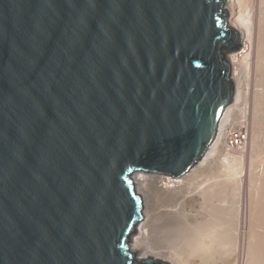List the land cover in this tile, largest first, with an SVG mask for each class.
<instances>
[{
  "label": "water",
  "instance_id": "1",
  "mask_svg": "<svg viewBox=\"0 0 264 264\" xmlns=\"http://www.w3.org/2000/svg\"><path fill=\"white\" fill-rule=\"evenodd\" d=\"M224 0H0V264L129 251L132 175L179 178L234 100Z\"/></svg>",
  "mask_w": 264,
  "mask_h": 264
},
{
  "label": "bare ground",
  "instance_id": "2",
  "mask_svg": "<svg viewBox=\"0 0 264 264\" xmlns=\"http://www.w3.org/2000/svg\"><path fill=\"white\" fill-rule=\"evenodd\" d=\"M243 3L247 4L246 10H243ZM222 10L226 12L227 18L228 14L230 17L228 23L226 19L225 27L237 32L239 35V43L242 45V49L240 48L241 50L239 49L240 51L237 54L231 55L228 59L229 65L231 64L230 67H235L232 73V79H238L240 71L237 68L240 69L239 64L249 61L250 64H253L254 69H256L262 80L260 82L264 83V0H224ZM245 69H247V65ZM250 69L251 67L249 71ZM253 76L255 77V75ZM255 85L257 84L255 83ZM260 86L264 85L261 84ZM260 88L262 89V87ZM245 90L247 91L248 89ZM259 92L260 90L256 94ZM240 94L241 91L238 89L234 96L235 102L242 98ZM262 94H264V91L260 95ZM262 96L264 97V95ZM259 97L261 101H264L262 100L263 97ZM258 99H255L256 102H258ZM259 102L258 104H260ZM257 106L259 107V105ZM260 107H262V111L260 109L261 116L259 115L255 119L257 123L252 126V129L259 131L260 137L258 138V143L251 144V146L255 147L256 152L260 154V157H257L256 161H252L253 163H251V157L249 158L250 172L251 167L255 170L261 167L264 168V104ZM235 117L236 113L233 112V107L227 108L220 121L214 142L209 146L206 154L199 161L200 163L198 164L197 162L196 164L198 165L193 171L190 170V174L194 176V172L200 170L209 161L212 162L215 160V165H217V162L220 164L219 171L215 172V174L211 171L213 174L211 175L207 170L211 168L208 164V166H205V168L207 167L206 170H204L205 172L207 171L206 175H210L211 177L209 178L212 179L202 184L200 183V185L199 182H190L195 178L190 179L189 176L191 175H187L189 171L183 175L186 178L189 177L187 178L188 180H185V177L181 176L183 183L172 187V191L166 192L156 186L159 177L146 176L140 173H134L132 175L133 185L137 187L140 193L149 196L152 191L151 194H154L153 197H157V200L155 197L154 200L152 197V200L148 199L145 213L142 215V220L139 221L140 223L138 222L139 225L136 228L137 234L132 239V244L129 245L130 253L134 256L137 254L139 261L145 258H151L153 260L170 259V263H166L188 264L189 258H193V260L195 258L197 259V264H231L233 261L231 259H233L232 256L234 255L232 253L239 251L236 250L238 247L236 243L241 240V249L240 246L238 248L240 249L241 256L239 253H237L239 255L238 257L235 254L234 259L236 260V264H264V172L255 180L258 185L257 198L251 204V173L249 172L248 187H242V183L245 180H242L241 177L243 169L238 170V166H236L241 161L243 163L244 158L242 156L235 157L227 154L240 152L244 149L230 152L224 146V139L228 128L239 123L237 122L232 125L233 118ZM240 122L245 123L244 121ZM220 147L227 153L221 155ZM214 170L217 169L214 168ZM181 180L171 181L177 183L181 182ZM193 183L195 186L197 185L196 183L198 185L192 188ZM241 189L247 191V195L245 196L246 203L243 204L242 209H240L239 205L240 200L237 203L239 198L238 193L240 191L241 194L243 193ZM152 201H156L155 204H157H154L155 207H152L151 203H154ZM238 209H240V214ZM245 233L247 238L243 239L245 238Z\"/></svg>",
  "mask_w": 264,
  "mask_h": 264
},
{
  "label": "rangeland",
  "instance_id": "3",
  "mask_svg": "<svg viewBox=\"0 0 264 264\" xmlns=\"http://www.w3.org/2000/svg\"><path fill=\"white\" fill-rule=\"evenodd\" d=\"M246 7H247V4L245 3H243V10H246ZM228 11V10H227ZM229 12V11H228ZM246 12V11H245ZM246 14V13H245ZM229 14H228V18H226L227 19V23L230 21L229 20ZM241 49H242V45H241ZM240 49V50H241ZM240 50H238L237 52H235V53H231V54H228L227 56H226V58H227V60L229 59V57L231 56V55H233V54H237ZM243 66H242V65ZM241 64H239L240 66H239V68L240 69H238L237 67V70L238 71H240L239 72V75H241V76H239L238 75V79L237 80H233L232 79V73H233V70H234V68L235 67H230V74H229V78H230V80H231V83H232V85H233V87H234V96H235V94H236V91L239 89L240 91H241V94H242V91L244 92L242 95L240 94V97H242V98H240L239 99V101H237V102H235V99L233 100V102H232V104L229 106V107H233V112L234 113H236V119L235 118H233L234 120L232 121V125H234V124H236L237 122H239V123H237L234 127H236V128H245V129H247V131H248V135H249V141H248V145H247V147H246V149H244L243 151H240V152H233V153H227V152H225L224 150H222V148L220 149V154L222 155L223 153H227L228 155H232V156H235V157H243L244 158V161H243V163H242V161H241V163H238L236 166H238V170H240V169H243V173H242V180H244L243 181V183H242V187H244V186H247L248 187V185H249V165H250V161H249V158L251 157V163H253L254 161H256V158L257 157H260V154H258L257 152H256V149H255V147H253V146H251V144L252 145H254L255 143H258V138L260 137V134H259V131L258 130H256V129H252V126H253V124H255V123H257V120L255 121V119L257 118V117H259V115L261 116V111H262V107H260L262 104H264V101H261L260 99V97L259 96H261V97H263L262 95H264V94H262V95H260L261 93H263V91H264V86H260L261 84L262 85H264V83L262 82H260V77H259V75H258V73H257V71H256V69H254L255 67L253 66V64H250V62L249 61H246V62H243V63H241ZM247 65V69H245L246 68V65ZM250 64V65H249ZM231 65V64H230ZM249 65V66H248ZM242 66V67H241ZM251 67V69H250V71H252V72H250L249 71V68ZM246 70V71H245ZM248 71H249V73H248ZM246 72V73H245ZM254 73V74H253ZM245 74V75H244ZM257 74V75H256ZM253 75H255V77L253 76ZM255 82H254V81ZM257 80V81H256ZM238 81V82H237ZM259 81V82H258ZM262 81V80H261ZM253 83H254V85H255V83L257 84V85H253ZM259 85V86H258ZM246 86V87H245ZM258 86V87H257ZM260 87H262V89L260 88ZM253 88V89H252ZM255 88V89H254ZM260 90V92L258 93V94H256L259 90ZM245 89H248L247 91L245 90ZM256 90V91H255ZM255 91V92H254ZM262 91V92H261ZM248 92V93H247ZM253 93L257 96H253ZM250 94V95H249ZM246 96V97H245ZM245 97V98H244ZM248 97V98H247ZM254 97H255V99H257V98H259L257 101L259 102V100H260V104H258V102H256V100L254 99ZM244 99V100H243ZM262 100H264V97L262 98ZM263 102V103H262ZM252 103V104H251ZM254 103H256V104H254ZM253 105V106H252ZM254 105H255V109H256V111H255V109H254ZM257 105H259V107L257 106ZM256 106H257V108H256ZM228 107V108H229ZM254 109V110H253ZM260 109H261V111H260ZM259 112V114H257ZM254 116H255V118H254ZM240 121H244L245 123H242V122H240ZM255 121V122H254ZM230 125H231V122H230ZM231 127H233V126H231ZM253 130V131H252ZM253 142V143H252ZM262 143V142H261ZM252 147V148H251ZM255 151H254V150ZM253 150V151H252ZM224 151V152H223ZM253 152H255V153H253ZM256 153H257V155H256ZM244 155V156H243ZM246 155V156H245ZM255 155H256V157H255ZM255 158V159H254ZM214 160V159H213ZM215 161V160H214ZM214 161H212V162H208L207 164L209 165V167H211V168H208L207 170H208V172H210L211 173V175H213L212 174V172L215 174V172H217V171H219L218 169H220V164H218V162H217V165H215L216 164V162H214ZM253 161V162H252ZM200 162H198V164H199ZM213 163V164H212ZM198 164H196L195 166H193V168L191 169V171H193V169L198 165ZM205 165V166H208V165ZM212 164V165H211ZM211 165V166H210ZM222 165V164H221ZM205 166H203L204 167V169H202V171H200V170H198V171H196V172H198V173H202V172H204L203 174H198V173H196V172H194L195 173V175L194 176H192L190 173H191V171L187 174V175H191L192 176V178H191V176H189L190 177V179H193V177L195 178V179H193L192 181H190V179H189V181L190 182H199V185H200V183L202 184V183H204V182H206V181H208L209 179H212V178H209V177H211L210 175H206V172L204 171V170H206V168H205ZM239 166H240V168H239ZM214 168H216L217 170H214ZM264 168H258V169H254L253 167H251V204H252V201H254L256 198H257V191H258V185H257V182H255V180L257 179V178H259V175L261 176V174L264 172V170H263ZM212 171V172H211ZM140 174H143V175H146V176H156V177H159V179L157 180V187H159V189H162V190H164V191H166V192H170V191H172V187H174V186H176V185H181L180 183H183L182 182V177L181 178H179V179H173V178H171V177H167V176H163V175H151V174H145V173H143V172H139ZM210 173H207V174H210ZM193 174V173H192ZM198 174V175H197ZM196 176V177H195ZM205 176V177H204ZM255 176H256V178H255ZM183 177H185V176H183ZM189 177H187V178H189ZM186 177H185V180H188ZM255 178V179H254ZM171 180H175V181H179V180H181V182H173V181H171ZM184 180V179H183ZM188 181V182H189ZM246 182V183H245ZM171 184H173V186H171ZM197 185H198V183H196ZM196 185V186H197ZM193 186H195V184L193 183L192 184V188H193ZM195 186V187H196ZM134 189H135V191H137L141 196H142V198H143V212H142V215L145 213V210H146V207H147V205L148 204H146V203H148V201L151 199V197H152V199L154 200V197H155V199L157 200V197L156 196H154L153 197V195L154 194H151L152 193V191H151V195L149 194V196H146V195H144L143 193H140L138 190H137V187L135 186L134 187ZM242 190V194H241V191L238 193V195H239V198H238V202L237 203H239V200H240V203H239V205H240V209H242V206H243V204L244 203H246V195H247V191H244L243 189H241ZM246 192V193H245ZM241 196H243L242 197V199H241ZM146 197H150V198H146ZM147 200H146V199ZM149 199V200H148ZM151 199V200H152ZM144 200H146V201H144ZM245 201V202H244ZM152 202H154V201H152ZM156 202V201H155ZM155 202L152 204L151 202V205H152V207H155V205L157 204H155ZM155 204V205H154ZM242 204V205H241ZM245 207H246V205H245ZM240 209H238L239 210V214H240ZM140 223V222H139ZM137 225H139V224H137ZM138 226H136V228H137ZM136 228H135V232L131 235V237H130V239H129V245H131L132 244V239L136 236ZM246 232V231H245ZM245 238H243V239H246L247 237H246V233H245ZM238 237V236H237ZM239 239V238H238ZM237 239V240H238ZM241 239V238H240ZM236 241V240H235ZM245 242H246V240H245ZM237 249H236V247H235V249L238 251H240V249H241V245H242V242H241V240L240 241H237ZM235 244V245H236ZM239 244V245H238ZM234 245V246H235ZM239 246H240V249H238L239 248ZM237 252V253H239V255L241 256V254H240V252ZM233 252H234V250H233ZM236 253V251L234 252V253H232V254H234L233 256H232V258L233 259H231V261H232V263L231 264H233L236 260L234 259L235 258V254H237ZM238 254H237V257L239 256ZM242 255H244V253H242ZM138 255L136 254L135 255V259L137 260V261H139L138 260ZM243 258H244V256H243ZM159 260H162V261H165V262H169L170 263V259H159ZM189 262H188V264H197V259H195L194 258V260H193V258L191 259V258H189V260H188ZM235 264H236V262H235Z\"/></svg>",
  "mask_w": 264,
  "mask_h": 264
},
{
  "label": "built area",
  "instance_id": "4",
  "mask_svg": "<svg viewBox=\"0 0 264 264\" xmlns=\"http://www.w3.org/2000/svg\"><path fill=\"white\" fill-rule=\"evenodd\" d=\"M249 140L248 131L245 128L229 127L224 139L227 151H240L246 148Z\"/></svg>",
  "mask_w": 264,
  "mask_h": 264
}]
</instances>
